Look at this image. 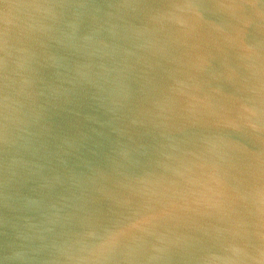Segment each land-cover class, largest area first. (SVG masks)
<instances>
[{
	"label": "water",
	"instance_id": "1",
	"mask_svg": "<svg viewBox=\"0 0 264 264\" xmlns=\"http://www.w3.org/2000/svg\"><path fill=\"white\" fill-rule=\"evenodd\" d=\"M0 264H264V0H0Z\"/></svg>",
	"mask_w": 264,
	"mask_h": 264
}]
</instances>
